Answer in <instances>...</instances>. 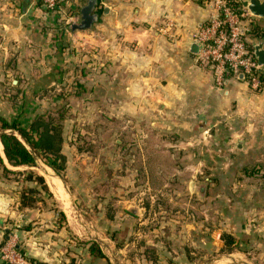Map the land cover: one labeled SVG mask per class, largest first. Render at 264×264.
<instances>
[{
    "label": "crops",
    "instance_id": "obj_1",
    "mask_svg": "<svg viewBox=\"0 0 264 264\" xmlns=\"http://www.w3.org/2000/svg\"><path fill=\"white\" fill-rule=\"evenodd\" d=\"M85 1L75 0L69 12L58 14L38 0H0V92L9 84L23 92L11 112L9 98L0 93V114L30 125L36 113L62 100L64 88L74 89L69 97L73 105L84 92L88 124H105L101 138L108 140L113 133L142 138L147 154L159 156L147 164L155 178L149 173L148 187L158 193L138 196L133 180L122 187L130 194L117 190L118 250L127 247L130 236L133 244L143 242L145 214L158 222L147 238L148 250L164 254L157 263L249 264L236 251L263 250L264 264V84L255 91L233 78L218 88L212 71L190 51L195 34L213 13L210 0H97L93 26L73 30ZM65 14L71 15V27ZM257 21L260 30L250 38L253 46L264 41V17ZM46 89L52 94L44 95ZM79 150L72 145L63 153ZM107 151L103 146L100 153ZM136 167L133 173L144 171ZM78 168L72 161L69 174ZM178 170L183 176L172 178ZM193 171L199 177L189 173ZM41 173L51 197L62 203L60 210L45 202L21 207L22 188L37 184L0 177V264L8 263L3 254L11 243L28 259L47 264H106L103 249V258L91 251L97 239L91 233L78 239L69 227L68 216L76 214V187L69 184L70 193L47 166ZM170 185H178L179 191L173 193ZM225 233L236 239L233 252L220 253Z\"/></svg>",
    "mask_w": 264,
    "mask_h": 264
},
{
    "label": "rangeland",
    "instance_id": "obj_2",
    "mask_svg": "<svg viewBox=\"0 0 264 264\" xmlns=\"http://www.w3.org/2000/svg\"><path fill=\"white\" fill-rule=\"evenodd\" d=\"M64 11L68 12L67 10ZM69 17H71V15L69 14L65 16L66 19L64 21L66 26H69V24L67 23V21L70 19ZM67 29L69 30L70 27H68ZM50 91L46 94V96L52 94V92ZM61 92H62L61 93L62 96L60 97L62 100L60 102H57L54 106L46 107L43 110V113L41 112L36 113L34 118L37 115H42V114H44L46 117L50 115L59 118V113L60 114L63 113L64 118L60 119V121L62 120V123L58 121V124H60L61 134L63 136V139L61 141L62 152L63 150H67L68 146L70 147L72 145L78 146L80 150L76 155L64 153V156L67 161H66L65 171L62 172L63 174L62 175L56 172L51 166H49L45 162V159L42 157V154H40L39 151L34 149L32 146H30L22 138L19 132H15V134L27 144L29 149H31L34 152V155L36 156L38 163L37 166L34 167L33 169L39 172L41 175H43L41 173V168L42 166H47L51 168L53 172H55L56 174H58L60 177L63 178L65 185H67V190L70 193H72L71 190L74 189V187H76L75 193L78 197L76 198L77 206L76 208H74L76 210V214H74L73 218H70L67 214L68 219L72 224V225L70 224L69 227L72 228V233L77 234L79 236L78 239L86 240L89 238V235L91 233L92 234L91 236L97 239L94 240V245H93L94 249H99L101 251L103 249L104 253L108 256L106 258V264H162V263H157L155 259L157 257L163 258L164 254H162L161 256L160 254L157 253V251L155 252L152 251L153 249L151 248L148 250L147 238H151V235H153L152 231L155 230L154 224L156 223V221H153V219L146 217L145 214L144 217L147 218V221L142 225L141 228L142 234L140 237L142 238L143 242H140L139 246L138 244H133V242H131V236H130L129 242L127 244V247H125V249L118 250V248L114 246L117 237L116 236L117 231L115 230L116 228L115 217H116V209H117V205L115 203L116 202L115 198L117 196L116 194H119L120 196L121 192L125 193L126 191L130 194L129 188L127 189L122 187L124 186L123 185L124 183L132 182V180L134 181V184L138 185L140 188L141 193L138 196L144 197L148 195H155L156 193H158V189H156L157 191H154L152 188L148 187L149 185H151L150 183H148L150 180L149 173L151 179H155V178H153L154 172H152L150 169L148 170L149 167L147 166V164H149V162L151 161H159V156H149L147 154L146 151L147 140L142 138L139 139L130 138V137L123 138L114 135L115 133H113L112 137L109 138L108 140H106L105 138H101L100 134L102 133L103 135V131L105 130L103 129V126L105 127V124L101 125L100 127L99 125H97V127H93L90 124H88L89 122L88 118L90 116L88 114L89 109L84 107L83 105L84 103H83L82 94L84 92L81 93L80 99L77 101L75 105H73L72 103V98H69L74 94V89H72L71 87L69 89L64 88V90ZM0 93L2 96L6 97L5 99L9 98L10 100L9 104H11V108L7 110H9L10 112L12 110V107L14 106L12 103L14 102L15 105H19V102L22 100L21 95L23 92L17 90V88L15 87H12L11 84H9L6 87L5 91H1ZM79 101L80 103H78ZM91 112L98 113L96 108L95 109L93 108ZM0 116L2 115L0 114ZM4 118L9 120V122L11 123L14 120L20 121L22 122L21 124L23 126L28 127V125H25L24 122L21 121V119H13L10 118V116ZM0 126H1V122H0ZM109 126H110L109 124L108 126L106 125L107 128H110ZM110 130H112V132L116 130L115 124H112V128ZM103 146L108 147L107 153L104 152L100 153V150L102 149ZM72 161L75 162L77 166H80L83 170L86 168L87 169L86 174L82 169L78 168L77 172L71 176L69 174L68 167ZM105 165H107V167H105ZM117 165H119L120 168H124V170H120L119 167L117 168L116 167ZM132 165L135 166V168H137L136 166L142 167L144 168V171H139L137 175L136 172L133 173ZM261 167L262 166L260 165V167L258 168L261 169ZM16 169L26 170L28 169V167H22ZM173 172L174 173L172 174H175V176L172 175V178H178V176L180 177L181 174L183 176V172H181L180 170ZM189 173L195 175L196 177H199L195 174L196 172L194 171ZM138 178L140 180L138 181L134 180ZM80 182H82V185ZM69 184L72 185V189ZM120 188L122 189L121 192L117 193V190ZM167 188L172 189L173 193H175L176 190L179 191L180 189L178 185L176 186L170 185ZM167 188H165L166 191H168ZM181 188L184 190L186 189L185 187L184 188L181 187ZM106 191H108L109 193L107 194ZM41 195H42L41 200H39L38 202H45L43 203V205L47 204L45 206H52L56 210H60L63 207L62 203H58V201H55L56 199L54 200L47 193L41 192ZM43 196L47 197V198L45 197L46 201L43 198ZM106 200L107 203H105ZM143 201H146V199H144ZM74 209L72 210L74 211ZM78 214H81V217L78 216L79 219L81 220L77 218ZM156 224H158V222ZM105 233L107 234L108 238L106 237ZM101 238L105 240L106 244H111L113 247L110 249L107 245L106 247L105 245L101 244L100 243L102 242ZM119 239L122 238L120 237ZM240 251L242 253L236 251L240 261L248 260L251 262L249 264H263V250L254 251L251 252V254H248L249 252H244L242 250ZM220 253H229V252H220ZM101 262H104V259H102ZM213 264H234V263L233 261L226 260L225 262L216 261Z\"/></svg>",
    "mask_w": 264,
    "mask_h": 264
},
{
    "label": "built area",
    "instance_id": "obj_3",
    "mask_svg": "<svg viewBox=\"0 0 264 264\" xmlns=\"http://www.w3.org/2000/svg\"><path fill=\"white\" fill-rule=\"evenodd\" d=\"M51 12L71 10L75 0H38ZM213 13L209 21L199 28L195 40L200 42L198 60L214 75L215 84L223 88L235 78L244 80L257 91L264 84L263 66L255 56L251 36L260 30L256 16L240 0H210ZM68 11V12H69ZM70 27L71 24L67 22ZM3 259L11 264H35L11 243L4 249Z\"/></svg>",
    "mask_w": 264,
    "mask_h": 264
},
{
    "label": "trees",
    "instance_id": "obj_4",
    "mask_svg": "<svg viewBox=\"0 0 264 264\" xmlns=\"http://www.w3.org/2000/svg\"><path fill=\"white\" fill-rule=\"evenodd\" d=\"M263 38V36H261ZM60 48H64V43L61 42ZM50 89L43 91L46 95ZM37 93V92H36ZM38 95V94H37ZM58 115V114H57ZM37 115L34 120L28 125L23 126L20 121L14 120L12 123L0 116V140L4 147L5 157L0 153V176L6 178H14L17 181L35 182L36 187H23L21 190V207H32L39 200H41V192L47 193L52 196L46 179L39 172L33 168L37 166V159L34 152L29 149L27 144L18 137L15 132H19L22 138L34 149L42 154L45 162L51 166L56 172L62 174L66 168V158L62 152L61 141L63 136L60 130V119L64 118L63 113H59L58 117ZM11 130V131H8ZM7 160V162H6ZM7 163L15 168L28 167L26 170L11 169ZM63 175V174H62ZM225 246L221 252H233L237 246L235 245L236 239L229 235H223ZM94 242L91 245V251L95 255L105 257V254L99 250L94 249ZM35 264H47L35 258H29Z\"/></svg>",
    "mask_w": 264,
    "mask_h": 264
},
{
    "label": "water",
    "instance_id": "obj_5",
    "mask_svg": "<svg viewBox=\"0 0 264 264\" xmlns=\"http://www.w3.org/2000/svg\"><path fill=\"white\" fill-rule=\"evenodd\" d=\"M252 14L264 17V0H240ZM97 5V0H86L81 9L80 16L73 22L72 29H88L93 26V23L98 19L97 13H95V7ZM201 45L200 42L195 40L190 48V51L194 54H198L200 52ZM255 56L259 62L260 66H264V41L258 42L255 46ZM55 176H58L63 182V178L60 177L55 172L53 173ZM65 184V182H64ZM201 192H205V186ZM11 264V263H7Z\"/></svg>",
    "mask_w": 264,
    "mask_h": 264
},
{
    "label": "bare ground",
    "instance_id": "obj_6",
    "mask_svg": "<svg viewBox=\"0 0 264 264\" xmlns=\"http://www.w3.org/2000/svg\"><path fill=\"white\" fill-rule=\"evenodd\" d=\"M0 142H1V140H0ZM0 150H1V145H0ZM50 171H51V170H50ZM49 175H50V174H49ZM53 176H54V175H53ZM54 177H56L57 179H59V180L61 181V179H60L58 176H54ZM58 185H60V184H58ZM61 187H62V186H61ZM57 192H58V191H57ZM59 192H60V191H59ZM59 192H58L59 196L63 198V196H62ZM61 192H62V191H61ZM66 195H67V194H66ZM63 199H65V198H63ZM71 215H72V214H71Z\"/></svg>",
    "mask_w": 264,
    "mask_h": 264
}]
</instances>
